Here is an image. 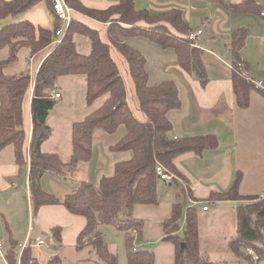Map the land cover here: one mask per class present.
<instances>
[{
    "label": "trees",
    "instance_id": "1",
    "mask_svg": "<svg viewBox=\"0 0 264 264\" xmlns=\"http://www.w3.org/2000/svg\"><path fill=\"white\" fill-rule=\"evenodd\" d=\"M65 1L73 9L74 18L58 42L56 32L61 28L62 21L55 11L54 0H0V22L16 18L40 3L46 5L54 21L50 30L36 27L29 21L9 22L0 26V54L8 52L7 59L0 61V152L11 146L20 168L29 165L30 199L35 212L44 205L62 204L70 213L86 219L76 247L78 250L93 248L98 256L95 264H119L118 256L111 253L100 229L102 226H110L123 233L128 264H154L152 252L136 249V242L143 238L144 222L134 217V208L137 205L160 204L158 185L162 180L157 174L159 165L175 178L186 180L175 163L176 159L183 154H201L207 149H214L218 146V139L213 135L182 139L171 137L174 126L169 115L183 106L179 88L174 81L151 87L146 57L129 46L125 39L144 37L164 49H173L178 65L189 75L196 76L205 87L209 77L204 52L190 41L193 31L181 9L164 12L138 9L135 0H119L106 9H93L87 7L83 0ZM225 8L236 15L258 16L264 22V0H245L238 4H226ZM75 14L105 25V40L99 29L82 22ZM251 33L248 27L234 30L228 45L234 95L241 108L249 107L254 90L264 95V90H258L238 68L239 65L246 70L248 68L242 59V50ZM76 35L89 40L91 52L88 55L77 51ZM23 49L28 51L30 58L50 49L34 80L29 161H26L24 153L27 137L23 105L33 79L28 73L8 75L5 72L7 67L18 61ZM114 53L123 57L128 64L135 95L144 116L142 120L134 115L129 105L128 86L113 57ZM65 76L85 78L88 106L106 98L98 109L73 124L72 154L67 163L57 154L42 151L43 143L53 133L47 122L58 100L53 93L58 89L59 79ZM121 127L126 133L113 149L129 151L132 157L117 163L114 174L101 179L99 189L84 182L63 201L43 190L41 180L44 175L60 176L91 160L96 130L115 134ZM238 183L239 177L229 190L212 192L208 201L239 202L237 235L231 249L241 257V249L250 248L262 260L264 199L261 196H242ZM189 194L193 198L191 191ZM183 220L185 227L181 232ZM163 227L164 240L176 246L175 264H209L208 258L200 251L196 208L184 209L181 203H175L172 215L164 221ZM53 233L56 239L60 238L59 228L54 229ZM8 243L9 249L5 255L8 264H39L30 247L19 253V244L12 234ZM58 261V258L52 260L54 263Z\"/></svg>",
    "mask_w": 264,
    "mask_h": 264
},
{
    "label": "crops",
    "instance_id": "2",
    "mask_svg": "<svg viewBox=\"0 0 264 264\" xmlns=\"http://www.w3.org/2000/svg\"><path fill=\"white\" fill-rule=\"evenodd\" d=\"M135 1L138 9H149L154 12H164L173 8L181 9L192 31H203L198 40V46L204 52L208 71L209 83L205 87L196 76L189 75L178 65L173 49H164L144 37L125 39V42L146 57V69L151 87L166 81H174L179 88L183 106L169 115L174 126L171 137L182 139L213 135L218 139V146L214 149H207L201 154H183L176 159L175 163L186 180L175 178L171 183L159 182V205H137L134 208V217L144 222L143 238L136 242V249L152 252L154 264L176 263V246L164 240L163 223L171 217L174 204L179 202L184 209L201 207L206 215H210L214 207L217 209L216 216L223 217L224 221L219 224H205L203 229L205 232L202 233L199 210H197L200 251L208 258L209 264H264V259L259 260L256 252L250 248H242L241 257H238L231 249L237 235L239 202L208 201L212 192L219 193L232 188L238 177V189L242 196H264V95L254 93L252 96L251 94L249 107L238 106L231 80V60L228 50L232 32L239 28H250L252 33L242 50V59L248 65L249 74L256 71L264 72V22L258 16L236 15L225 8L226 4H238L245 0ZM118 2L119 0H83L87 7L93 9H106ZM75 17L99 29L102 39L105 40L107 28L105 25L81 15L75 14ZM20 21H29L36 27L48 30L54 25L44 3L38 4L16 18H8L0 22V26ZM225 40H228V43ZM75 42L77 45L88 44L91 48L89 40L83 36L76 35ZM222 44L223 48H221ZM23 50L24 71L20 74L28 73L33 79L23 105L27 137L24 153L26 161H29L34 80L50 49L33 58L29 57L27 50ZM7 57L8 52L3 51L0 54V61ZM113 57L127 83L129 105L134 115L142 120L144 116L135 95L128 64L117 53H114ZM72 81L76 82V80ZM257 89L264 90L262 83ZM56 92H60L61 96L58 99L62 100L64 90L58 86ZM95 105L96 103L91 107L87 105L89 111L85 113V117L102 104L97 107ZM54 111L47 119L53 133L43 143L42 151L47 154H57L67 163L72 154V126L78 122V119L75 121H73L75 117H70V120L63 119L64 145L60 144L61 139L58 140V145L55 144V140L58 139L55 127L51 123L56 113ZM85 117L82 118L85 119ZM125 133L126 130L123 127L115 134L96 130L93 134L91 160L80 163L74 171H66L60 176L44 175L41 180L43 190L63 201L66 196L78 190L84 182L91 183L99 189L101 179L112 176L117 163L130 160L132 157L129 151L118 152L113 149ZM29 171V165L20 168L17 164L11 146L0 152V243H2L0 264H8L5 255L9 249L10 234L19 244V253L21 254L26 247H30L33 257L39 264H95L98 256L93 248L78 250L76 247L77 238L87 223L84 217L70 213L62 204L44 205L37 212L34 211L30 199ZM189 191L193 193L194 199ZM204 207H208V210H204ZM183 227H185V220H183L181 232ZM56 228L60 229L59 239H56L53 233ZM100 229L111 253L118 256L119 264H128L123 233L110 226H102ZM40 241L44 242L43 246H38L37 243ZM208 250L218 251L217 256L213 257L210 255L212 251ZM57 258L58 262H52Z\"/></svg>",
    "mask_w": 264,
    "mask_h": 264
},
{
    "label": "rangeland",
    "instance_id": "3",
    "mask_svg": "<svg viewBox=\"0 0 264 264\" xmlns=\"http://www.w3.org/2000/svg\"><path fill=\"white\" fill-rule=\"evenodd\" d=\"M58 41V40H57ZM226 43H228V40H225ZM224 44V43H223ZM223 44L222 47L223 48ZM77 51L81 54L88 55L91 52V48L88 44H79L77 45ZM6 52V51H4ZM24 50H21L19 55H18V63L16 62L15 64H11L9 67L6 68L5 72L8 75H19L22 71H24V67L22 65V60L23 58V53ZM224 54L226 55L225 49H223ZM20 62V63H19ZM29 62V61H28ZM26 70V69H25ZM252 79H254L257 84L260 85V82L262 83L264 87V72H253L252 74H249ZM76 80V82L72 81ZM85 78L83 76H65L61 77L58 81V86H60L64 92H63V99L62 100H57L56 108L54 109L56 113H54V118L52 119V124H54L55 127V133H56V139L55 144H58V140L61 139V145H64V137H63V129L62 125L63 124V119L64 120H70V117H75L73 121H82L85 117V113H88L89 108L87 107L85 103ZM129 87L131 88V83L129 82ZM254 93L259 94L257 90H254L252 92V96ZM106 98H102L96 102L95 107H97L99 104H103ZM91 111V109H90ZM77 112V113H76ZM88 115V114H86ZM162 182V181H161ZM197 210H199V220H200V225H201V231L204 233L203 229L205 228V224H219V222L224 221L223 217L216 216V210L214 207L211 209V214L206 215L201 207H198ZM207 218V220H205ZM211 218V220H210ZM184 228V227H183ZM115 231V229H113ZM210 232V231H209ZM212 244V243H211ZM212 249L213 247H208ZM210 252V255H213V257L217 256L218 251L214 250H208Z\"/></svg>",
    "mask_w": 264,
    "mask_h": 264
},
{
    "label": "built area",
    "instance_id": "4",
    "mask_svg": "<svg viewBox=\"0 0 264 264\" xmlns=\"http://www.w3.org/2000/svg\"><path fill=\"white\" fill-rule=\"evenodd\" d=\"M54 7H55V11L58 14L59 18L62 21V26L61 28L56 32V36L58 37V42L61 41V38L63 37V35L65 34V30L67 29V27L70 25L71 21H72V17H73V9L70 8L67 4L65 0H54ZM203 31L199 30L198 32H193L190 35V41L192 42L194 47L198 46V40L200 38V36L202 35ZM239 71L242 73V75L251 83H253L256 87H260L259 84H257V82L252 79L248 73V71L242 66L239 65ZM261 85V83H260ZM60 92H56L55 93V97L59 98ZM157 174L160 177V179L166 183H171L173 182V180L175 179V176L171 173H169L164 166L159 165L157 168ZM264 199V196L262 197ZM204 210H208V207H204ZM38 246H43L44 242L40 241L37 243ZM2 248V243H0V249Z\"/></svg>",
    "mask_w": 264,
    "mask_h": 264
},
{
    "label": "water",
    "instance_id": "5",
    "mask_svg": "<svg viewBox=\"0 0 264 264\" xmlns=\"http://www.w3.org/2000/svg\"><path fill=\"white\" fill-rule=\"evenodd\" d=\"M183 247H185V245H183Z\"/></svg>",
    "mask_w": 264,
    "mask_h": 264
}]
</instances>
